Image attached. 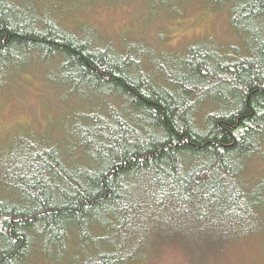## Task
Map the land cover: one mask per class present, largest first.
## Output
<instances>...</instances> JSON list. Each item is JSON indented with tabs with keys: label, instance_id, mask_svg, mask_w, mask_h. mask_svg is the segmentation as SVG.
Masks as SVG:
<instances>
[{
	"label": "trees",
	"instance_id": "trees-1",
	"mask_svg": "<svg viewBox=\"0 0 264 264\" xmlns=\"http://www.w3.org/2000/svg\"><path fill=\"white\" fill-rule=\"evenodd\" d=\"M46 1L0 0V86L47 64L50 84L101 102L67 104L72 143L43 137L0 164L13 193L0 198V264H27L40 247L65 257L71 244V264L165 251L203 264L260 229L264 174L250 168L264 157V0H211L243 46L199 42L174 58L140 39L92 45L56 11L93 0Z\"/></svg>",
	"mask_w": 264,
	"mask_h": 264
},
{
	"label": "rangeland",
	"instance_id": "rangeland-1",
	"mask_svg": "<svg viewBox=\"0 0 264 264\" xmlns=\"http://www.w3.org/2000/svg\"><path fill=\"white\" fill-rule=\"evenodd\" d=\"M184 1L160 8L146 0H93L70 9H58L56 15L69 29L88 35L92 45L110 41L108 43L120 49L127 39H140L156 49L169 51L170 58L186 46L199 42L212 47L223 45L227 49L237 44L243 46L230 29L225 6L211 0ZM46 2L51 5L52 0ZM146 53V58L151 59L150 53ZM46 67L29 63L21 67L10 83L0 86V164L22 155L29 143H40L43 137L59 139L62 144L72 143L71 138L67 139L66 129L75 108L67 104H77L80 113L101 102L99 96L88 95L83 87L74 95L68 94L58 81H53L56 86L50 84L45 78ZM250 169L264 174V157L255 156ZM261 176L248 180L256 181ZM12 194L0 181V198ZM259 218L264 221V208ZM49 250L43 247L34 250L37 253L27 264H71V256L76 253L72 244L65 257H60L55 247ZM208 257L210 259L203 264H264V222L250 236L221 250L218 248ZM139 264L190 263L165 251Z\"/></svg>",
	"mask_w": 264,
	"mask_h": 264
}]
</instances>
